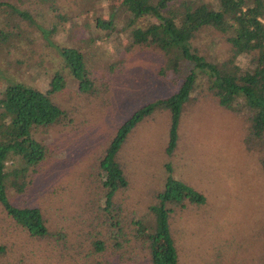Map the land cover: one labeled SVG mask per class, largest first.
<instances>
[{"label":"rangeland","instance_id":"obj_1","mask_svg":"<svg viewBox=\"0 0 264 264\" xmlns=\"http://www.w3.org/2000/svg\"><path fill=\"white\" fill-rule=\"evenodd\" d=\"M5 1L37 13L39 24L48 29L57 23L58 13L68 19L59 21L57 34L55 30L47 41L36 27L6 17L0 9V91L22 82L47 92L60 74L65 87L52 98L69 115L64 124L38 133L48 156L28 193L20 196L21 203L42 209L51 231L67 236L66 241L60 236L58 241H31L0 206V243L10 251L6 264H149L150 251L140 242L130 251L113 253L112 238L120 227L126 232L132 218L146 226L156 223L151 207L158 204L155 196L165 190L169 175L205 198L203 204H190L169 219L180 246L179 264H264V152L244 143V117L218 106L200 83L184 105L177 150L169 157L171 116L157 110L133 130L119 152L130 185L117 192L118 208L105 223L106 198L99 177L105 151L136 111L177 92L187 64H181L175 82L165 74V54L154 46L130 48L119 21L111 36L97 30L96 16L106 18L111 6H117L108 0H56L57 12L50 1ZM213 38L205 31L195 47L208 60H227L228 46ZM58 48L81 49L96 93L80 92ZM247 63L246 57L238 62ZM115 215L121 216L119 228L109 219ZM143 237L148 238L147 231ZM99 240H105L108 251H93Z\"/></svg>","mask_w":264,"mask_h":264},{"label":"trees","instance_id":"obj_2","mask_svg":"<svg viewBox=\"0 0 264 264\" xmlns=\"http://www.w3.org/2000/svg\"><path fill=\"white\" fill-rule=\"evenodd\" d=\"M40 1L52 2V10L59 11V7H54L56 0ZM108 1L117 6H111L106 18L96 16L94 23L97 30L111 36L119 21L123 26L122 31L128 36L130 48L154 46L165 54L169 64L165 74L175 82H179L175 77L182 71V63L187 64L188 71L182 83H178L175 94L136 111L118 129L105 151L99 164L100 190L106 198V207L103 208L105 223L113 209L118 208L114 202L117 192L126 190L130 185L125 169L118 162L119 152L130 134L157 110L167 111L171 116L167 155L174 154L184 105L190 101L196 88L201 86L200 83L208 88L210 99L218 106L244 117V143L264 152V0ZM0 9L5 11L6 17L9 15L36 27L47 41L52 40L55 30L57 34L59 23L68 19L63 13H58L55 17L57 23L48 29L39 24L37 13L11 1L0 0ZM205 31L212 34L213 40L220 38L225 42L228 46L227 60H208L195 47L194 42ZM58 51L78 81L80 92L96 93L81 49L58 48ZM245 57L248 58L247 66L238 64ZM64 87L65 80L57 74L47 92L22 82H13L0 91V206L31 241L53 238L58 241L56 236H60L65 242L67 238L51 231L42 209L20 202L24 201V197L20 196L28 193L34 175L48 156L47 146L38 138V133L64 124L69 118L68 113L52 98ZM262 161L264 164V156ZM155 198L158 204L151 207L156 219L153 226H146L141 219L132 218L131 222H127L126 232L122 233L125 227H120L121 216L109 218L115 228L120 227L119 234L112 238V251L127 252L134 242H140L143 248L150 251L149 264H179L180 246L172 234L169 219L174 213L186 211L190 204H203L205 198L170 175L165 190ZM126 219H129L128 215ZM143 231L148 232V238L143 237ZM105 244V240L93 243V251H108ZM80 248L86 249L85 241H82ZM9 252L8 245L0 243V264L10 262L7 257Z\"/></svg>","mask_w":264,"mask_h":264},{"label":"crops","instance_id":"obj_3","mask_svg":"<svg viewBox=\"0 0 264 264\" xmlns=\"http://www.w3.org/2000/svg\"><path fill=\"white\" fill-rule=\"evenodd\" d=\"M167 147H168V146H167ZM176 150H177V149H176ZM176 150H175V151H176ZM174 153H175V152H174ZM173 155H174V154H172V155H168V156L171 157V156H173ZM180 182H181V181H180Z\"/></svg>","mask_w":264,"mask_h":264}]
</instances>
